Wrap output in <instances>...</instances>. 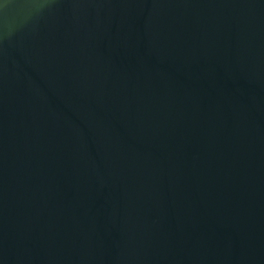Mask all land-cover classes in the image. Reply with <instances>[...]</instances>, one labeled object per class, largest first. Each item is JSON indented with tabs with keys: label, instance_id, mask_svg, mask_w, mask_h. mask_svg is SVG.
Returning a JSON list of instances; mask_svg holds the SVG:
<instances>
[{
	"label": "water",
	"instance_id": "obj_1",
	"mask_svg": "<svg viewBox=\"0 0 264 264\" xmlns=\"http://www.w3.org/2000/svg\"><path fill=\"white\" fill-rule=\"evenodd\" d=\"M15 2L0 264H264V0Z\"/></svg>",
	"mask_w": 264,
	"mask_h": 264
},
{
	"label": "clouds",
	"instance_id": "obj_2",
	"mask_svg": "<svg viewBox=\"0 0 264 264\" xmlns=\"http://www.w3.org/2000/svg\"><path fill=\"white\" fill-rule=\"evenodd\" d=\"M34 9H39V7L29 4H18L15 0H0V17H3L8 34L12 35L19 26L18 17H22L20 23L27 22L32 16Z\"/></svg>",
	"mask_w": 264,
	"mask_h": 264
}]
</instances>
